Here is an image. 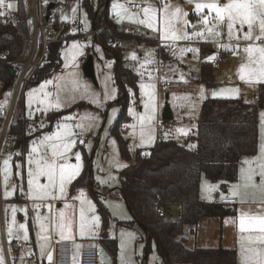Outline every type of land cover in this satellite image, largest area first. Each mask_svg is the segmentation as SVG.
I'll return each mask as SVG.
<instances>
[{"label": "rangeland", "instance_id": "1", "mask_svg": "<svg viewBox=\"0 0 264 264\" xmlns=\"http://www.w3.org/2000/svg\"><path fill=\"white\" fill-rule=\"evenodd\" d=\"M133 2H142L144 6L140 11H133L130 8ZM198 2H206V0H191V2L190 0H110V12L116 22L139 36L147 37L138 41L122 40L123 46L117 45L127 65L138 75V95L131 92L129 106L131 122L123 127L122 132L123 136L130 140L133 157L136 149L143 148L148 152L158 139L172 138L181 143L184 142L188 132H195L202 103L207 98H240L249 103L258 102L257 87L264 81H258L255 75L250 76L258 65L249 64L247 53L244 51L248 45L264 46V40L255 38L259 35L258 25L254 26L251 40L242 38L243 33L248 30L246 25L239 32L234 30V36L231 39L236 45L231 47L230 55L222 57L219 65L212 66L214 85L209 87L201 81V64L203 61L211 63L218 56L212 50L202 51L201 45H210L213 49L220 41L222 34H225L226 39H231L228 36L227 24L217 25L213 19L215 14H209L207 9L204 10L203 15L208 16L210 23L207 26L202 23V14L195 9V3ZM219 2L226 3L227 0H219ZM7 3H11L13 7L0 9L5 12V15L0 17L6 20L12 17L16 8L15 2L6 0ZM51 4L53 7L48 9ZM165 4L170 6L168 16L177 35L187 33L191 36L193 32H203V36L181 40L163 39ZM176 7L181 8L187 15H181L179 18L172 16ZM145 8L150 9L148 16L143 11ZM38 10L45 19L47 15L54 16L55 34L53 35L59 34L58 38L64 41L63 65L49 79L36 86L23 88L17 95L15 84L4 90L0 82V109L9 107L13 100L15 101L14 113L4 137L0 130V192L5 201L3 208L0 207V237L1 228L4 227L11 245L14 240L25 244L31 239L30 213L26 199L30 198L28 171L30 167L34 170L35 164L29 165L28 161L29 159L35 161L45 155L50 156L51 145L58 142L48 141L45 137L52 136L57 131H64L60 126L66 124L73 133L66 139L76 141L75 146L67 153V162L73 165L80 163L79 175L85 165V155L90 158L95 184L93 189L98 193V200L110 214L107 232L110 237L116 239L118 251L114 255L105 244L99 242L103 230L102 218L89 189L85 187H80L71 194L68 183L62 198L38 199L40 203L37 204L30 202L29 205L35 213L40 209L46 210L41 219V225L44 226L43 232L52 231L53 237L69 241L73 247L81 244L96 245L101 253L99 264H160L161 260L154 245L149 252H146L145 241L140 239V229L137 224L121 223V221H130L132 214L124 198L119 191L116 192V189L120 186L121 171L131 164L133 159L128 161L121 156L117 139L111 133V127L119 111V105L116 103L118 88L114 83L115 59L107 56L100 42L95 41L93 37L89 36L86 41L79 40V31L89 32L93 23L88 10L82 5V0H39ZM27 13L31 22L32 35H34L32 0H27ZM149 16L152 18V28H149L146 23L139 22L147 21ZM80 18L83 19L82 22ZM185 21L187 24L184 23ZM51 23L52 21L45 23L44 29L48 30ZM208 28L219 32L220 35L212 36L208 33ZM239 28L237 24L236 29ZM237 35L241 38L236 39ZM114 45V43L107 44L109 48ZM161 45L164 48H160ZM189 48L196 51H187ZM166 49L169 51L167 52ZM87 54L93 57L96 82L86 76L83 70ZM241 65L248 66L243 74L244 79H241ZM167 83L169 84L166 85ZM141 85L144 87L141 88ZM77 102H86L90 106L66 115L52 129L49 128L50 121L46 117L48 111L60 110ZM57 103L60 105L59 108L55 106ZM166 108L171 111L170 119L163 117ZM23 117L28 118L26 135H35L29 137L26 149L22 144L16 147L14 137L10 133L11 124ZM141 117L144 119L141 120ZM167 126H171L173 130L168 129ZM81 134L89 135L83 143L80 141ZM258 145V157L255 160H247L245 166L239 165L237 180L225 189L220 186L219 181L214 182L202 175L201 199L208 202H220L222 197L234 196L238 201L237 213L220 220L218 217H205L197 226H185L178 238L184 237L188 240L187 247H215L218 246L216 245L218 243H215L216 240L222 241L225 246L237 247L240 264L245 255H255L254 252L242 253V246L245 249L264 252V243L258 239L264 236V233L259 231L258 225L244 232L240 231L239 226L241 216L248 219L264 217V193L251 186L244 188L245 180L242 178L251 168L256 173L253 177L254 182L257 185L261 182L258 158L264 146V106L259 108ZM188 146H194V143L191 142ZM33 148L37 151L33 152ZM77 154L81 158L79 162L75 158ZM15 156L18 158L14 159ZM5 160L9 161L7 170ZM242 170H244L243 173ZM39 182L45 184L47 178L40 177ZM237 185H240L239 194L233 195L234 186ZM18 191L25 200L23 204L18 199L13 200ZM6 192L9 195L6 196ZM81 192L84 194L83 197L80 195ZM50 201L53 205L49 204ZM244 202L246 203L243 204ZM49 205L56 208L52 217ZM160 207L167 212L168 218L178 219L179 204L170 203ZM81 209L84 212L85 224L83 234L80 229ZM61 213L64 214L63 223L66 225L70 223V228L65 227L63 230V235L68 237L66 239H61L59 227ZM21 224L25 225L24 229L20 228ZM195 227L196 234L192 232ZM25 231L28 235L27 240L23 238ZM89 239H96V242ZM81 240L83 242H79ZM28 245L27 248L30 247L31 240ZM24 257L26 255L22 254L16 264H28ZM0 258L3 264H7L1 254ZM15 260L17 259L14 258L13 263ZM249 264L254 262L249 261Z\"/></svg>", "mask_w": 264, "mask_h": 264}, {"label": "trees", "instance_id": "2", "mask_svg": "<svg viewBox=\"0 0 264 264\" xmlns=\"http://www.w3.org/2000/svg\"><path fill=\"white\" fill-rule=\"evenodd\" d=\"M7 1L15 2L16 8L10 19L0 17V82L4 90L14 85L16 62L27 57L32 38L27 0ZM82 5L89 12L92 27L99 29V42L107 56L115 59L114 83L118 88L116 103L119 111L111 133L117 139L121 156L128 161L133 159L121 171L119 186L132 219L121 223L137 224L140 239L145 241L146 252L154 245L160 264H237L236 247L189 248L186 239L178 238V235L187 225L197 226L202 218L222 219L236 214L235 206L202 200L200 182L202 175H205L214 182H221L225 189L237 180L242 158L258 152L259 108L264 106V82L257 88V103L245 102L240 98H207L202 103L195 132L189 133L184 142L172 138L158 139L148 154L143 153L145 149L138 148L133 157L130 140L122 132L123 127L131 122V92L138 95V75L127 65L120 48L116 44L109 48L107 44H112L116 39L138 41L147 37L118 24L110 12V0H82ZM63 46L64 41L59 38L48 43L47 56L31 73L25 89L49 79L62 68ZM201 48L202 51L212 50L210 45L205 44ZM4 53L5 56H2ZM201 81L209 87L214 85L212 65L207 61L201 64ZM86 106H90L89 103L77 102L60 110L48 111L49 128L52 129L66 115ZM27 120V117H23L11 124L10 133L16 147L22 144L26 149L29 137L35 136L26 135ZM191 142L194 146H188ZM84 159V168L71 183L70 192L72 194L80 187L89 189L102 218L101 242L115 255L118 251L117 241L107 232L110 214L93 189L95 184L90 158L85 155ZM170 203L180 205L177 220L159 214L160 206ZM192 232L196 233V227Z\"/></svg>", "mask_w": 264, "mask_h": 264}, {"label": "snow or ice", "instance_id": "3", "mask_svg": "<svg viewBox=\"0 0 264 264\" xmlns=\"http://www.w3.org/2000/svg\"><path fill=\"white\" fill-rule=\"evenodd\" d=\"M191 2V0H190ZM13 5L11 3L6 4V0H0V9L7 8L11 9ZM170 6L165 4L164 6V34L162 36L163 39H175V40H181V39H191L192 37H202L203 32H193L191 36H189L187 33H184L183 35H177L176 30H174L171 26V20L168 16V8ZM195 9L201 13V19L202 23L207 26L210 21L207 15H203V12L205 9L208 10L209 14L214 13L213 19L215 20L217 25L220 24H227L228 28V36L229 38H233L234 36V30L235 32L241 31L244 26H247V31L243 33V39L244 40H251L253 38V30L254 26L258 25L259 28V35H257L255 38L256 40H264V0H227L226 3H220L219 0H206V2H198L195 3ZM146 16H148L150 9L145 8L143 9ZM5 12L0 11V16H4ZM181 15H187V13H184L181 8L176 7L175 11L172 13V16L179 18ZM152 18L149 16L148 20H141L140 23H146L149 28L153 27L152 24ZM187 24V21L184 22ZM239 24L240 28L236 29V25ZM208 33H210L212 36H219L220 33L217 31H213L212 28L207 29ZM241 37L239 35L236 36V39H240ZM238 48V45H237ZM184 51V50H182ZM187 51H196L195 49H187ZM244 51L247 53L249 64H257L258 68L253 70V72L250 73L251 75H255L258 81H264V46L260 45H248L244 48ZM135 58V57H133ZM247 65H241L240 73H241V79H244V73L246 71ZM43 87V85H42ZM144 85H141V88H143ZM57 108L60 107L59 103L55 105ZM145 107H148V105H145ZM70 119V118H69ZM144 117H141V120H143ZM64 131H57L52 136L45 137L48 141H57L58 143H53L51 145V155L50 156H41L39 159H36L35 161L29 159L28 163L29 165L35 164L34 170L30 167L28 171V186H29V195L31 198L34 199H40V200H47V199H60L64 196L66 191V184L70 183L72 179L75 178L76 175H78L80 170V163H77L75 165L70 164L67 162L68 157L67 153L70 151L72 147L75 146L76 141L74 139H66V137H69L73 135L71 130L68 128V125H61L60 126ZM78 127H82V125H78ZM82 143V141H81ZM33 152H36V148L32 149ZM76 160L80 161L79 154L76 155ZM260 160L259 163V175L261 177V182L259 185H257L254 182V175L256 174L253 169L249 168L247 170V174L243 175L242 178L245 180V183L243 185L244 188H247L249 186L258 188L262 193H264V146L261 148V156L258 158ZM247 163V162H246ZM4 164L6 166L9 164L8 160L4 161ZM244 170H242V173ZM40 177H46L47 183L41 184L39 182ZM240 185L234 186L233 195H238V189ZM5 195H9V193H5ZM81 197H83V193L81 192ZM49 207H51L49 205ZM61 223L59 224V227L61 229V239H66L68 237H65L63 235V230L65 227L70 228V223L65 224L63 223L64 220V214H60ZM39 219V217H38ZM99 219L98 217L96 218ZM80 229L81 234H83V229L85 227L84 224V212L83 209H81L80 212ZM258 225L259 231L261 233H264V217H253L251 219L246 218L245 216H241L240 218V231L244 232L249 230L250 227ZM20 228L24 229L25 225L21 224ZM41 230H44V226L41 225ZM11 234V229L9 230ZM25 240L28 239L27 232L25 231V235L23 237ZM43 239H47V237H43ZM259 241L261 243H264V236L258 237ZM242 253L246 252H254V256H244V259L242 261V264H249V261H253L254 264H264V252L257 251L255 249H245L242 246ZM49 261H51V255L48 257ZM0 264H3L2 258H0Z\"/></svg>", "mask_w": 264, "mask_h": 264}, {"label": "built area", "instance_id": "4", "mask_svg": "<svg viewBox=\"0 0 264 264\" xmlns=\"http://www.w3.org/2000/svg\"><path fill=\"white\" fill-rule=\"evenodd\" d=\"M144 4L142 2H133L130 4L131 10L139 11ZM39 8V0H32V9L34 14V35L31 38V48L27 55V57L21 61L16 62L17 75L15 79L16 85V95L25 87V84L31 75V73L45 60L47 56V46L48 43L52 40L58 39L55 34V26H54V16L52 14L45 16L40 15L38 10ZM52 21L48 30L44 29V25L47 22ZM83 19L80 18V22ZM80 36H78L79 40L86 41L89 36L93 37L95 41L99 42V29L92 27L89 32H84L80 30ZM159 42V41H158ZM114 44L123 46V41L120 39H116ZM160 43V42H159ZM236 45L233 39L228 40L225 38V34L221 35V39L216 43V46L213 47L212 52L218 56V58L213 59L211 62L212 66H217L220 64V61L223 59V56L230 55L231 47ZM160 48H164L162 45ZM168 52L169 49H166ZM5 56V53L2 54ZM159 61H162L159 59ZM167 83L166 85H168ZM15 108V101L11 103V105L7 108L0 109V130H2L3 137L7 133V129L11 122L13 113ZM169 128V126H167ZM124 130V129H123ZM88 134H81L80 141L82 143L88 138ZM144 154H148L147 151H143ZM4 203V199L1 196L0 192V206ZM220 203L224 205H233L236 203V199L232 197H222ZM50 204H53L50 201ZM159 214L161 216H167V212L163 208H159ZM73 246L72 243L65 240H58L52 236L50 249L47 254L43 256L39 260V264H73ZM51 255V261H49L48 257ZM100 250L96 245H85L82 247L80 252V264H99L100 258Z\"/></svg>", "mask_w": 264, "mask_h": 264}, {"label": "crops", "instance_id": "5", "mask_svg": "<svg viewBox=\"0 0 264 264\" xmlns=\"http://www.w3.org/2000/svg\"><path fill=\"white\" fill-rule=\"evenodd\" d=\"M141 10V9H140ZM139 10V11H140ZM134 11V10H133ZM123 27V26H122ZM125 28V27H124ZM126 30H128V31H131V29H128V28H125ZM133 31V30H132ZM137 32V31H136ZM139 33V32H138ZM58 35L59 34H57V36L56 37H58ZM86 59V58H85ZM258 88V87H257ZM117 97H118V95H117ZM196 127H197V123H196ZM168 129H170V130H173L172 129V127L171 126H169V128ZM191 131H193V129H191ZM194 132V131H193ZM193 132H188V134L189 133H193ZM187 134V135H188ZM186 135V136H187ZM185 136V137H186ZM258 155H259V145H258V152L255 154V155H252V156H244L243 158H242V160H241V162H240V165H242L243 164V166H245V164H247L246 162H247V160H255V158H257L258 157ZM240 167V166H239ZM83 170V169H82ZM76 178V177H75ZM74 178V179H75ZM74 179H72L71 180V182L69 183L70 185H71V183L73 182V180ZM220 183V186H221V182H219ZM69 185V186H70ZM200 185H201V183H200ZM201 187V186H200ZM117 191L116 192H118L119 191V189H116ZM28 195H29V192H28ZM30 196V195H29ZM200 196H201V189H200ZM229 197H232V198H234V196H229ZM15 198V199H14ZM13 198V200H16V199H18L19 200V202L21 203V204H23L22 202H25V200H24V198H23V196H22V194H20L19 193V191L16 193V195H15V197ZM31 198V197H30ZM30 198L28 197L27 199H26V201H27V203H28V211H29V213H30V215H29V217H30V219H29V221H30V223H31V245H30V247L29 248H27V246H29L28 245V243H29V241H27L25 244H22L21 243V241H16V240H14V242H13V244L11 245L10 243H9V241H8V235H7V232H6V229L3 227V228H1V237H0V254H1V256L3 257V258H5V260L7 261V264H16L18 261H19V259L21 258V255L22 254H25L26 255V257H24V258H26L27 259V261H28V264H39V260L43 257V256H45L46 254H47V252H48V250L50 249V245H51V238H52V236H54V234H53V232L51 231V232H43L42 230H41V219H42V216H44L45 215V212H46V210L45 209H40L39 211H36V213H35V211H33V209H32V207H31V205H29L30 204V202L31 203H35V204H37V203H40L39 202V200L38 199H34V198H32L31 200H30ZM236 199V198H235ZM203 200V199H202ZM5 202V201H4ZM237 203H238V201H236V203L235 204H233V206H237ZM246 202H244L243 204H245ZM49 204H50V202H49ZM175 204H179V203H175ZM51 205H53V204H51ZM241 205V204H240ZM230 206H232V205H230ZM1 207V209L3 208V205L2 206H0ZM61 207V206H60ZM55 210H56V208L55 207H51V212H50V216L52 217L53 215H54V213H55ZM237 213V212H236ZM53 214V215H52ZM38 217H39V219H38ZM211 218H215V217H211ZM202 219H204V218H202ZM201 219V220H202ZM200 220V221H201ZM220 220V219H219ZM40 231V232H39ZM101 233H102V231H101ZM196 234V233H195ZM101 235V234H100ZM43 237H47V239H43ZM90 241H95L96 242V239H89ZM17 242V243H16ZM79 242H83L82 240L81 241H79ZM99 242H101V238L99 239ZM188 242V240H186V243ZM102 243V242H101ZM215 243H218V244H216V245H222V246H224V247H235V246H225V245H223V243H222V241H220V242H217V240H216V242ZM83 246H85V245H79V246H76V247H73V255H74V257H73V264H80V252H81V249H82V247ZM23 247L25 248L24 250H23ZM215 247H217V246H215ZM236 249H237V247H236ZM75 251V252H74ZM17 259V260H15V263H13V259ZM237 264H240V258H239V252H238V250H237Z\"/></svg>", "mask_w": 264, "mask_h": 264}, {"label": "water", "instance_id": "6", "mask_svg": "<svg viewBox=\"0 0 264 264\" xmlns=\"http://www.w3.org/2000/svg\"><path fill=\"white\" fill-rule=\"evenodd\" d=\"M53 4L49 5L48 9H51ZM84 73L86 76L90 77L92 80L96 82L95 70H94V61L92 56H88L87 60L84 62L83 66ZM163 117L165 119H170L172 117L171 111L169 108H166Z\"/></svg>", "mask_w": 264, "mask_h": 264}]
</instances>
